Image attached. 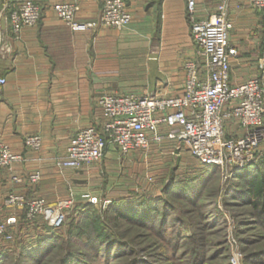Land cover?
<instances>
[{"label":"crops","instance_id":"obj_1","mask_svg":"<svg viewBox=\"0 0 264 264\" xmlns=\"http://www.w3.org/2000/svg\"><path fill=\"white\" fill-rule=\"evenodd\" d=\"M17 1L0 0V78H6L0 96V140L22 159L11 169L0 168V220L15 215V238L24 239H17L20 244L0 239V250L21 246L35 252L38 239L32 238L51 228L41 220L28 222L25 207L7 202L10 193L41 196L51 203L72 197L69 212L76 213L90 204L87 194L110 203L146 187L160 194L176 158L166 157L156 175V152L122 157L110 142L99 163L60 171L57 161L80 128L101 122L102 94L181 92L185 64L198 59V47L186 0H126L132 15L129 25L123 30L108 26L95 31H74L58 17L52 5L66 0H39L40 21L25 27L19 37L7 17ZM67 1L79 3L80 20L96 19L103 4V0ZM220 1L198 0L201 14L215 12ZM228 8L229 37L239 51L231 65L232 78L239 82L264 78L263 11L250 6L249 0H229ZM226 133L240 135L243 129L232 121L226 124ZM31 134L42 136L39 150L26 146ZM36 171L41 177L32 183L28 177ZM14 175L24 177V182L15 183Z\"/></svg>","mask_w":264,"mask_h":264},{"label":"built area","instance_id":"obj_2","mask_svg":"<svg viewBox=\"0 0 264 264\" xmlns=\"http://www.w3.org/2000/svg\"><path fill=\"white\" fill-rule=\"evenodd\" d=\"M186 1L198 59L186 62L181 92L102 94L98 102L103 119L75 133L65 155L57 161L60 171L103 161L110 142L122 157L138 151L148 155L156 149L174 155L185 151L200 166L217 165L225 177L246 168L264 153V78L253 76L239 82L231 76V65L239 51L229 37V0H221L217 10L207 16L201 14L198 0ZM249 5L264 13V0H249ZM52 8L74 31L108 26L123 30L132 20L126 0H103L99 15L92 20L78 18L80 5L74 1L55 2ZM42 9L39 0H18L7 15L13 33L19 37L25 27L37 25ZM5 84L6 78L1 77L0 96ZM232 121L242 127V134L226 133V124ZM25 144L39 150L42 136L28 135ZM21 159L0 140V168L11 169ZM40 177L36 171L28 179L36 183ZM12 179L15 183L25 180L17 175ZM87 196L96 203V196ZM7 202L25 207L28 222L42 220L57 231L66 223L74 199L51 203L45 197L27 198L13 192ZM16 224L15 215L0 220V237L15 239ZM233 264H240L239 251L233 256Z\"/></svg>","mask_w":264,"mask_h":264},{"label":"rangeland","instance_id":"obj_3","mask_svg":"<svg viewBox=\"0 0 264 264\" xmlns=\"http://www.w3.org/2000/svg\"><path fill=\"white\" fill-rule=\"evenodd\" d=\"M155 152L156 175H160L162 171L160 169V164L166 159V157H172L173 160L176 158L172 163V167L175 168L169 172V180L167 178L168 181H163V185H161L163 187L160 194L158 195H155V193L149 191L150 189L145 186L146 188L144 191L137 192V194L134 193L133 195L129 196L136 198L147 195L161 196L169 200L170 203L174 204L177 209H185V212L182 213V215L194 229L188 232L190 235L193 234V231H195V234L200 233L202 228L201 225L204 222V232H201V236L202 251L205 257L202 260V264H226L228 263V259L230 263L233 264V256L234 254H237L238 251L240 264H248L247 260L250 259L248 256L251 255L252 252L264 251V230L259 225V223L253 220L251 213L252 206L248 205L246 200L234 198L235 196L239 195V192L236 190V188L243 183L242 178H237L239 177L237 175H239L238 171L240 170L227 177H225L223 171L220 168L215 170L213 173L211 172V169H209V172L205 171L206 175L211 177V180L204 190V205L200 209H196L192 204L182 198H179L175 195H167L164 192V189L167 185L172 183L173 179H182L190 176L191 174H196L201 169H205L206 166H200L196 159L193 158L189 153L187 155H183V153L180 155H174L162 153V150L160 149H156V151H153L152 153ZM181 162H184L181 167L176 166ZM65 170L68 169H64L63 171ZM209 173L211 174L209 175ZM161 186L159 185V187ZM233 193H236L234 194L235 196ZM96 197V203L90 202V204H92L94 209H96L97 212L101 214L103 217V223L109 227L115 236L121 238V241H126L130 249L133 248L132 252L128 250L121 256L112 257V259L109 260V264H133L132 260L134 257L141 261V264H143V262L146 264H167L168 262L165 258H167V255L173 251L172 249H174V252L176 253L174 259H172V264H190V255L188 254L183 256V253H185L184 251L187 250L188 246L182 245L181 247H178V250H176L174 241L171 240L172 238L175 240V237L172 236L175 234H170L171 232H167L168 237L165 239V242L162 238H160V233H158L156 229L155 232H151L148 227H144L143 225L134 221L125 219H110L107 217L108 214H106V212L109 210V207L113 201L110 203L105 199H101L100 196ZM216 208L222 211L223 221H221L217 226H212L209 225L206 220H204V217L208 214L210 209L213 211V213H215ZM75 214L77 213L74 211L68 213L67 221L60 230L54 231L50 229L48 230L49 232H42V234L59 233L65 236V241L68 240L70 228L72 227L71 224L75 217L76 219L78 218ZM86 222L83 221L81 225L83 226ZM171 229L172 228H170L169 231H171ZM91 231L92 229L87 226L83 233H79L76 236L81 239L83 238L82 241L89 240L88 246L91 249L88 248L87 257L93 259L94 262L97 261L98 263L103 264L104 260L102 258V251L98 250L99 242L94 240V237L91 234L93 231ZM20 238H15V242L20 244V242L17 240ZM0 239L6 240L5 237H0ZM35 239H38V237L32 238V240ZM76 242L79 241L75 240V242L72 243L67 241V245L64 246V248H82L80 247V243ZM82 245L85 246V244ZM27 246H29V244ZM122 250H124L123 247L121 251ZM63 251V247L60 248L58 251L47 257L42 264H59ZM11 252L14 253L16 257H19L23 252L28 254L29 251H24L22 250V247L19 246L13 248ZM29 253H34V251ZM256 257L253 258V263L251 264H256V262L257 264H264V252L260 253Z\"/></svg>","mask_w":264,"mask_h":264},{"label":"trees","instance_id":"obj_4","mask_svg":"<svg viewBox=\"0 0 264 264\" xmlns=\"http://www.w3.org/2000/svg\"><path fill=\"white\" fill-rule=\"evenodd\" d=\"M218 168L219 167L214 164L206 165L205 169H201L196 174H191L182 179H173L172 183L165 187L164 192L167 195H175L182 198L192 204L196 209H200L205 203V201H203L204 190L211 180V177L206 175L205 171L209 172V169H211L213 173ZM238 173L239 175L237 176L239 177L237 178H242L243 183L236 188L239 195L235 196L234 194L236 193H233L235 196L234 198L246 200V203L252 206V218L255 222L259 223L264 230V153L252 164L238 171ZM210 174L211 173H209V175ZM184 210L185 209H177L174 204L161 196L147 195L140 196L139 198L125 196L114 200L106 214H108L107 217L110 219H125L137 222L144 227H148L151 232H155L156 229L158 233H160V238H162L163 241L168 237L167 232L175 234L172 235L175 237V240L173 238L171 240L174 241L176 250L182 245L188 246L183 256L190 255V264H202V260L205 257L202 251L201 236V232H204V222L201 225L202 228L200 233L195 234V231H193V234L190 235L188 232L194 229L182 215V213L185 212ZM222 214V211L218 208H216L215 213L210 209L208 214L205 215L204 220H206L209 225L217 226L223 221ZM75 215H77L78 218L76 219L75 217L71 224L72 227L70 228L68 240L65 241V236L59 233L42 234L38 237V249L34 253L25 254V252H23L21 256L16 257L15 254L8 249L0 250V264H42L47 257L62 247L64 251L59 264H100L96 260V262H94L93 259L87 257L89 240L82 241L83 238L81 239L76 236L79 233H83L87 226L92 229L93 232L91 231V234L94 240L99 242L98 250L102 251L103 264H109V260H111L112 257L121 256L128 250L131 252L133 251V248L130 249L126 241H121L122 239L115 236L109 227L103 223V217L94 209L92 204H86ZM83 221L87 222L82 226L81 223ZM170 228H172L171 231H169ZM75 240L79 241L76 243H80V247L82 248H64V246L67 245V241L72 243L75 242ZM82 244H85V246ZM122 247L124 250L121 251ZM172 250L173 251H171L169 255L166 254L168 256L165 258L168 262L167 264H172V259H174L176 255L174 252L175 250ZM262 252H252L251 255L248 256L250 259L247 260V263H253V258ZM256 258L259 259L258 257ZM132 263L141 264L142 262L134 257ZM143 264L146 263L143 262ZM226 264H231L229 259Z\"/></svg>","mask_w":264,"mask_h":264}]
</instances>
